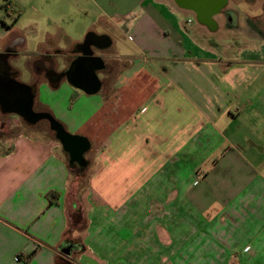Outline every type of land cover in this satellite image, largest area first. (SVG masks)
Wrapping results in <instances>:
<instances>
[{
    "label": "crops",
    "instance_id": "1",
    "mask_svg": "<svg viewBox=\"0 0 264 264\" xmlns=\"http://www.w3.org/2000/svg\"><path fill=\"white\" fill-rule=\"evenodd\" d=\"M213 1L210 27L180 0H0V62L18 81L33 48L34 109L90 142L86 192L57 137L1 131L0 264H264V1ZM90 32L112 40L99 95L67 79Z\"/></svg>",
    "mask_w": 264,
    "mask_h": 264
},
{
    "label": "water",
    "instance_id": "2",
    "mask_svg": "<svg viewBox=\"0 0 264 264\" xmlns=\"http://www.w3.org/2000/svg\"><path fill=\"white\" fill-rule=\"evenodd\" d=\"M191 7H200L201 20L207 21L208 17L216 12L221 1L213 0H180ZM112 43L108 35H97L93 32L87 34L83 55L74 59L67 75L68 81L75 87L88 94H95L100 91L102 82L98 76V70L104 67V61L96 56L93 46L106 48ZM35 93L31 86L17 81L10 73V66L6 62H0V107L3 113H15L24 118L28 123L35 124L40 120L47 119L51 122L52 128L63 148L69 153L70 159L86 164L85 153L90 148L87 138L68 132L64 126L51 114L40 112L34 109Z\"/></svg>",
    "mask_w": 264,
    "mask_h": 264
},
{
    "label": "rangeland",
    "instance_id": "3",
    "mask_svg": "<svg viewBox=\"0 0 264 264\" xmlns=\"http://www.w3.org/2000/svg\"><path fill=\"white\" fill-rule=\"evenodd\" d=\"M249 1L251 3L254 2V0H249ZM263 1L264 0H262L261 2H263ZM39 2H40V4L42 6H44V8L41 7V9H44L45 11L47 9L48 10H51V13H53V14L58 13L59 10H60V8L66 6V3H64V0H39ZM5 3H6V0H5ZM7 5L11 6L10 7V13L12 15H15V17H17L18 14H20V13L23 12V8H21V6H19L18 4H15V2H10V4H7ZM7 5H5V6H7ZM241 8H242V6H241ZM2 10H3V13L5 14V16H7L8 18H10V16H8L6 10L3 9V8H2ZM72 14H73V17L76 19V21L81 16V13H76L75 10L72 12ZM29 15H30V10L27 9V12L24 14L22 20L20 21V24H21L22 27H27L25 25H26L27 21L29 20ZM240 17L241 18L239 20V24L240 23L241 24L242 23H245V20L244 19L246 17L249 18V16H245V15H240ZM83 18L84 17H82L81 19H83ZM252 18H255L254 20L257 23H259L260 25H264V10L261 9V8L260 9H257L256 13L252 15ZM81 19H79V22H80ZM225 24L228 25L229 24V21L226 20ZM68 25H69V21L66 22V26H68ZM235 34L237 35L239 33H236L235 32ZM101 35H103V34H101ZM243 37L244 38H246V37L248 38L247 35H245ZM129 42L130 41L128 39H126V40H120V41L117 42L118 45H119V47H121V53L127 51L126 49H128L127 47H129ZM115 47L116 46H114L111 49L112 50H115ZM29 50H30V52H27V53H24V54L22 53L21 56H20V58H19L20 61H18V64H19V67L21 68V70H20L21 77L19 78L18 81H20V82H22L24 84H27V85H30V84L33 85L34 88L36 89V91H38V93L40 94V92H42V89H43L44 85H41L42 83L39 80H36L35 81V78L32 77L33 74L31 73V70H30L29 65L28 64H25V62H23L24 59L28 58L29 56H32L34 50L31 47H30V49H28V51ZM112 50L109 51L108 53L102 52L103 54L101 53V55H104V57H111V56H113V51ZM99 76H100V78H102L103 77V74L102 73H99ZM106 81H108V79H106ZM64 83H66L68 86H70V88L73 90L72 93H75V91H77L78 94H80V95L84 94L86 96H94V95H87V94L83 93L82 91L77 90L70 83H68V81H66V80H65ZM100 93H97L96 95H99ZM45 95L46 94L44 92V97H45ZM72 95L69 96V98H68L70 104H72L75 101V99H76L75 96L72 97ZM46 97H47V95H46ZM14 118H17L18 120L21 121V123H22L21 126L23 128H26V129H28V127H29V129L30 128H34V129H37L40 132H42L43 135H45L46 137H51V138L57 139L56 138L57 137L56 136V132L52 128V125H51V123H50L49 120L43 119V120H40L39 122H37L35 124H30L24 118L20 117L19 115L15 114V113H12V114H10V113H3L1 110H0V133L4 132L6 134H13V133H17L18 132V128L14 126V124H13L12 121H10V119L13 120ZM95 121L96 120H93L91 118L89 120V122H88V125H87L88 128H92V126H93V124H94ZM2 124L5 125L4 128L1 127ZM3 129H4V131H3ZM91 148H92V146H91ZM89 153L90 154H88V157H86V159H87L88 164H89L88 167L90 166L89 168L91 169V167H92V154H91V151ZM75 165L76 166H73L74 173L75 174H78V179L80 180V182H83V185L86 186V189H87L88 185H86V184L88 183L89 176H88V174H87L86 171H85V173L81 172L83 169H81L82 166L80 164L76 163ZM194 177H197V176L194 175ZM86 192H90L89 191V187H88V190H86ZM91 192H93V194L96 193V191L93 190V188H92ZM97 193L99 194V192H97ZM84 225H85V223L83 222L80 225H78V227H83Z\"/></svg>",
    "mask_w": 264,
    "mask_h": 264
},
{
    "label": "flooded vegetation",
    "instance_id": "4",
    "mask_svg": "<svg viewBox=\"0 0 264 264\" xmlns=\"http://www.w3.org/2000/svg\"><path fill=\"white\" fill-rule=\"evenodd\" d=\"M194 9H195V19H196V21L197 22H202V20H201V13H200V7H198V5H196V7H193ZM207 23H209V26L210 27H212L213 26V24H212V22H211V16H209L208 17V20H207ZM75 49H77V48H75ZM83 49V48H82ZM9 52H6V53H4L3 55H2V57H1V61H3V62H6V60H4L6 57L8 58V56H9ZM68 72H69V69L67 70V75H68ZM47 120V119H46ZM51 123V122H50ZM52 125V124H51ZM55 131V130H54ZM56 132V131H55ZM76 162V161H75ZM76 163H78V164H80V165H82L81 163H79V162H76Z\"/></svg>",
    "mask_w": 264,
    "mask_h": 264
},
{
    "label": "trees",
    "instance_id": "5",
    "mask_svg": "<svg viewBox=\"0 0 264 264\" xmlns=\"http://www.w3.org/2000/svg\"><path fill=\"white\" fill-rule=\"evenodd\" d=\"M75 96V94L73 95V97ZM76 164V162L75 161H72L71 159H70V167L73 169V166H76L75 165ZM82 169V168H81ZM80 219H81V215L79 214V213H75L74 215H73V220H74V223L75 222H78V221H80ZM82 249H84V246H82L81 245V247L79 248V250H82ZM65 250L66 251H70L71 250V247L70 246H68V247H65ZM62 260V259H61ZM56 264H70V262H60V261H58V262H56Z\"/></svg>",
    "mask_w": 264,
    "mask_h": 264
}]
</instances>
